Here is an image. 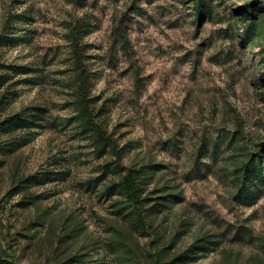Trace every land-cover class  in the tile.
<instances>
[{
  "label": "rangeland",
  "instance_id": "obj_1",
  "mask_svg": "<svg viewBox=\"0 0 264 264\" xmlns=\"http://www.w3.org/2000/svg\"><path fill=\"white\" fill-rule=\"evenodd\" d=\"M0 264H264V0H0Z\"/></svg>",
  "mask_w": 264,
  "mask_h": 264
}]
</instances>
